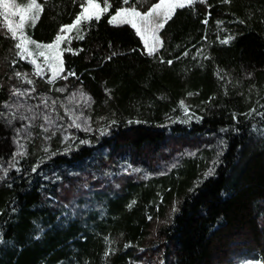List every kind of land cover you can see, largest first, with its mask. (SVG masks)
I'll use <instances>...</instances> for the list:
<instances>
[{
	"label": "trees",
	"instance_id": "trees-1",
	"mask_svg": "<svg viewBox=\"0 0 264 264\" xmlns=\"http://www.w3.org/2000/svg\"><path fill=\"white\" fill-rule=\"evenodd\" d=\"M27 2L0 6V264H264V0L178 8L151 56L122 0L64 33L83 0H37L24 34L75 73L52 83L17 55Z\"/></svg>",
	"mask_w": 264,
	"mask_h": 264
},
{
	"label": "snow or ice",
	"instance_id": "snow-or-ice-1",
	"mask_svg": "<svg viewBox=\"0 0 264 264\" xmlns=\"http://www.w3.org/2000/svg\"><path fill=\"white\" fill-rule=\"evenodd\" d=\"M196 0H158V2L151 3V6L147 8L146 11L138 10V3L130 4V0H122V6L117 8L114 12V14L110 15L109 17V24H119V25H129L132 29H134L136 35L140 37L141 41L143 42L145 46V50L149 56L153 55L158 47L162 46V41L158 35L159 31L165 27V24L169 19L172 18V16L175 13V10L178 8H184L186 5H192ZM200 2H203V0H200ZM225 3L230 2V0H224ZM86 5V6H85ZM104 7L101 8L100 4L97 3V0H83V3L81 4V12L76 15L75 20L72 22V24L69 25H62L60 28V33H64L65 30L71 31L74 27H77L78 25H81L82 23H91L93 20L99 21L101 16L108 12L111 5L109 4L108 0H104ZM0 6H4L7 8L8 6V0H0ZM30 9V15L25 16L23 14L24 10H21L20 14V20L19 24L15 26L16 29L20 32V42L15 44V48L19 49L20 51L17 52V55L20 56L21 59L28 60L30 56H32V53L29 51L28 44L32 43L35 44L37 49H48V50H55L54 52L50 51L49 53H45L44 51H40V55L44 56L45 64L48 66V70L51 72V77H49L48 82L52 83L54 79H64L67 80L68 76H74V72H68L67 75H61V73L65 72V69L63 67L62 62V51L60 50V44L62 41H64L65 37L60 35L59 33L55 37L54 41L51 44H39L35 41L29 40V38L24 34V25L26 19H31L33 22L38 18L40 11H42L41 5L37 3V0H30L29 4ZM202 23L207 24L208 18L205 17L204 20H202ZM221 23V22H217ZM8 31L12 33V38H17V31L13 29V26L10 24L8 27ZM80 39H83V36L79 37ZM206 39V37L204 38ZM151 41V44L149 43ZM68 43H71V40H68ZM221 43H228V40H222ZM82 50V49H81ZM64 51H72L70 48H65ZM199 49H197V53H199ZM22 53H27V55H22ZM75 54V53H74ZM117 53L113 52L112 56H115ZM182 55H188V52L185 51L182 53ZM112 56L107 57V59H111ZM207 58V57H205ZM15 62V61H14ZM33 64H36L35 59H32L30 61ZM163 61V59L161 60ZM169 65L173 63L172 60L166 61ZM37 74L39 75L41 72V68L39 65H36ZM16 76H20V73L17 72ZM28 84H31L32 81L28 80ZM35 91V89H33ZM57 92H64V88H57ZM14 95L17 93H13ZM81 95H84L83 93ZM181 106H183V101H181ZM188 109L185 108V113L187 114ZM253 112H256V109H251L249 113L246 115H251ZM70 119H72L70 117ZM79 119L78 117L75 119H72V124L69 125L70 127L74 126L76 128H80V124L76 122V120ZM201 119L200 117H197V120ZM233 119H236V115H233ZM187 122V121H185ZM114 124L115 121H112ZM19 131V130H18ZM80 144H87L88 141L81 140L79 142ZM20 147H23V145H20ZM47 151V149H45ZM17 153H13V158L16 156ZM55 154V153H54ZM39 165H34L32 167V172H36ZM214 172L213 168H209L208 171L205 173V179L212 175ZM5 175H7V170H5ZM199 184L197 183L194 185L193 189H190V191H194L196 187H198ZM135 203V202H133ZM131 207V205H129ZM175 207L173 208V211H175ZM127 247V245H126ZM109 253L106 252L105 255L107 256Z\"/></svg>",
	"mask_w": 264,
	"mask_h": 264
},
{
	"label": "rangeland",
	"instance_id": "rangeland-1",
	"mask_svg": "<svg viewBox=\"0 0 264 264\" xmlns=\"http://www.w3.org/2000/svg\"><path fill=\"white\" fill-rule=\"evenodd\" d=\"M29 4L30 2H27V4L25 5V8H24V13L25 14H28L30 15V9H29ZM52 43V42H51ZM51 43H46V44H51ZM151 44V41L149 42ZM41 44V43H39ZM42 45H45V44H42ZM28 48H29V51L32 53L33 57L34 58H40L41 61L44 62L45 58L44 56H41L39 53L40 51H44L46 54L49 53L50 51L54 52L55 50H48V49H37L35 44H32V43H29L28 44ZM45 63V62H44ZM47 65V64H46ZM48 67V66H47ZM52 75V74H51ZM175 117L178 119V120H187L189 119L190 115L189 113L187 112V114L185 113V110H182L181 113H179L178 115L176 114ZM147 174V173H146ZM150 177H153V175H151L150 173H148ZM147 177H149L148 175H146ZM247 262L249 263H252V264H261L259 260H248Z\"/></svg>",
	"mask_w": 264,
	"mask_h": 264
}]
</instances>
